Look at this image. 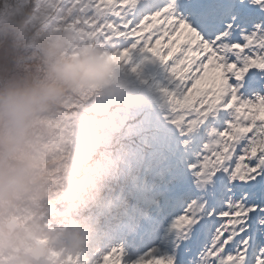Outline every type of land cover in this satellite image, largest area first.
<instances>
[{"label":"snow or ice","instance_id":"snow-or-ice-1","mask_svg":"<svg viewBox=\"0 0 264 264\" xmlns=\"http://www.w3.org/2000/svg\"><path fill=\"white\" fill-rule=\"evenodd\" d=\"M80 7L123 60L136 48L168 66L169 119L206 140L168 192L110 209L94 264H264V0Z\"/></svg>","mask_w":264,"mask_h":264},{"label":"rangeland","instance_id":"rangeland-1","mask_svg":"<svg viewBox=\"0 0 264 264\" xmlns=\"http://www.w3.org/2000/svg\"><path fill=\"white\" fill-rule=\"evenodd\" d=\"M44 1L48 3L0 0V78L4 80L0 99V180L11 185L4 193L0 189V209L4 201H18L17 206H22L27 200L28 206L32 204L24 208L27 218L48 202L39 217L47 226L55 227L49 228V235L44 236L41 264H58V261L94 264L95 255L89 250L95 246L99 250L107 229L85 250L79 246L74 249L69 241L78 232L84 209L80 200L84 184L90 181L87 189L96 187L103 178L96 177L99 171L107 175V169L112 171L111 164L119 163L121 156L105 154L91 163V157L88 159L78 144L91 143L97 137L100 123L105 130L120 129L124 135L120 145L127 143L126 149H121L129 150L132 143L129 137L138 138V132L146 127V120L141 124L136 122L137 126L127 123L128 116L143 101L141 97H130L155 96L168 100L164 89L170 87V69L152 53L136 48L123 60L119 49L96 38L99 29L93 30L95 22L89 23L82 11L73 7L81 0ZM4 67L8 69L6 73L13 75L7 80L2 76ZM27 78L31 81L25 82ZM74 115L79 123L78 132H74L78 143L65 138L70 136ZM84 123L92 128L91 137L85 134ZM170 128L174 134H170L171 141L183 135L192 137L193 145L197 141L191 133L182 134L173 125ZM160 130L143 133L141 142L148 146L164 143ZM100 146V141H96L94 148L98 150ZM6 151L19 154L12 158L16 164L5 160ZM167 155L165 150L156 152L139 163L144 164L151 157H166L165 164ZM164 164L156 167L161 169ZM85 171L87 178L83 176ZM72 181L78 182L76 187H71ZM13 212L24 220L23 214ZM8 217L5 214L3 219ZM4 238L5 235H0V246L6 243Z\"/></svg>","mask_w":264,"mask_h":264},{"label":"bare ground","instance_id":"bare-ground-1","mask_svg":"<svg viewBox=\"0 0 264 264\" xmlns=\"http://www.w3.org/2000/svg\"><path fill=\"white\" fill-rule=\"evenodd\" d=\"M1 69L4 72L2 76L5 78L6 77V72L8 71V69H7V67H4V69L1 68ZM20 75H23V73H20ZM31 78H33V77H31ZM30 81H31L30 78H27L25 80V82H30ZM105 129H106V127L104 129H99L100 133L97 134V137L95 138V140L103 141V138H104L103 137V133H105L107 136L113 137V138H117L120 135V132H119L120 129H118V130L117 129L105 130ZM71 240L73 241V244H74L73 238Z\"/></svg>","mask_w":264,"mask_h":264},{"label":"water","instance_id":"water-1","mask_svg":"<svg viewBox=\"0 0 264 264\" xmlns=\"http://www.w3.org/2000/svg\"><path fill=\"white\" fill-rule=\"evenodd\" d=\"M0 88H1V80H0Z\"/></svg>","mask_w":264,"mask_h":264},{"label":"trees","instance_id":"trees-1","mask_svg":"<svg viewBox=\"0 0 264 264\" xmlns=\"http://www.w3.org/2000/svg\"><path fill=\"white\" fill-rule=\"evenodd\" d=\"M17 157H19V155H16Z\"/></svg>","mask_w":264,"mask_h":264},{"label":"flooded vegetation","instance_id":"flooded-vegetation-1","mask_svg":"<svg viewBox=\"0 0 264 264\" xmlns=\"http://www.w3.org/2000/svg\"><path fill=\"white\" fill-rule=\"evenodd\" d=\"M13 181H14V180H13ZM10 186H11V185H10ZM10 186H9V187H10Z\"/></svg>","mask_w":264,"mask_h":264}]
</instances>
